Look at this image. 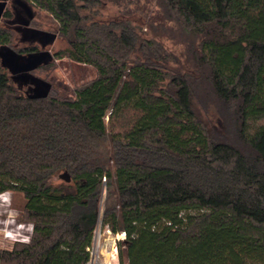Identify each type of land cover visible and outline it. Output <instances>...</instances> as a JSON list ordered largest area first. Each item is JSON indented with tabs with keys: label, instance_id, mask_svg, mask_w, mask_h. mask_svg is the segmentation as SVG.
Masks as SVG:
<instances>
[{
	"label": "trees",
	"instance_id": "trees-1",
	"mask_svg": "<svg viewBox=\"0 0 264 264\" xmlns=\"http://www.w3.org/2000/svg\"><path fill=\"white\" fill-rule=\"evenodd\" d=\"M26 1L97 75L38 98L0 61V195L33 225L0 264H85L99 220L120 264H264V0Z\"/></svg>",
	"mask_w": 264,
	"mask_h": 264
},
{
	"label": "rangeland",
	"instance_id": "rangeland-1",
	"mask_svg": "<svg viewBox=\"0 0 264 264\" xmlns=\"http://www.w3.org/2000/svg\"><path fill=\"white\" fill-rule=\"evenodd\" d=\"M122 10L123 7L121 5L108 1L100 7L99 13L102 20H107L121 15ZM33 12L35 16L34 23L41 36L39 34L24 39L22 32L10 28V31L13 32V46L18 52L22 48L37 47L41 52H50L52 57L47 58L45 62L34 70L25 72L20 70L17 66L27 64L31 55L15 54L13 56V54H10L7 47H0V61L3 68L9 75L12 83L24 95L33 96L39 94L41 91L46 90L47 85H50L53 94L65 98L73 97L75 89L91 82L96 77V71L91 66L78 65L68 58L57 59L55 54L67 47L66 41L57 36L59 28L58 23L48 13L36 7H33ZM134 17L135 19L137 18V16ZM0 27L5 28V25L1 24ZM48 35L56 36L54 42H47L46 37ZM34 79L38 82L33 81ZM24 204L25 199L20 193L7 192L0 195L1 249L11 250L15 244L3 237V235L10 224L15 221H24L22 218Z\"/></svg>",
	"mask_w": 264,
	"mask_h": 264
},
{
	"label": "built area",
	"instance_id": "built-area-1",
	"mask_svg": "<svg viewBox=\"0 0 264 264\" xmlns=\"http://www.w3.org/2000/svg\"><path fill=\"white\" fill-rule=\"evenodd\" d=\"M4 233L6 236L12 235L8 228ZM125 239L126 233L115 234L99 220L88 248L89 260L85 264H119V243Z\"/></svg>",
	"mask_w": 264,
	"mask_h": 264
},
{
	"label": "flooded vegetation",
	"instance_id": "flooded-vegetation-1",
	"mask_svg": "<svg viewBox=\"0 0 264 264\" xmlns=\"http://www.w3.org/2000/svg\"><path fill=\"white\" fill-rule=\"evenodd\" d=\"M6 2H7V6L3 14V17L1 19L0 25L4 24L9 28L12 29L14 28L17 31L19 30L20 32L23 33L24 39L30 36H36L40 34L34 23L35 16L33 12V6H31L26 0H7ZM7 11H9L11 14L10 18L4 17Z\"/></svg>",
	"mask_w": 264,
	"mask_h": 264
},
{
	"label": "water",
	"instance_id": "water-1",
	"mask_svg": "<svg viewBox=\"0 0 264 264\" xmlns=\"http://www.w3.org/2000/svg\"><path fill=\"white\" fill-rule=\"evenodd\" d=\"M7 0H0V22L1 19L3 17V14L5 12L6 6H7ZM56 39V36L54 35H48L47 36V42H54V40ZM10 52V54H13V56L17 53H15L14 51H12L11 49L7 48ZM52 55L50 54V52L47 51H42L40 53L31 55L30 60L28 61L27 64L24 65H19L17 66L20 70H23L25 72H30L32 70H34L35 68H37L38 66H40L43 62H45V60L47 58H51ZM35 81V79L33 80ZM38 82V81H35ZM50 85L46 86V90L45 91H41L39 94L33 95L35 97H46L50 91ZM59 178L65 182H70V176L67 173H63L59 176Z\"/></svg>",
	"mask_w": 264,
	"mask_h": 264
},
{
	"label": "crops",
	"instance_id": "crops-1",
	"mask_svg": "<svg viewBox=\"0 0 264 264\" xmlns=\"http://www.w3.org/2000/svg\"><path fill=\"white\" fill-rule=\"evenodd\" d=\"M8 229L12 235L6 236L4 234L3 237L6 239L12 241L13 243L17 241L28 242L31 239L33 225L25 221H15L8 226Z\"/></svg>",
	"mask_w": 264,
	"mask_h": 264
}]
</instances>
